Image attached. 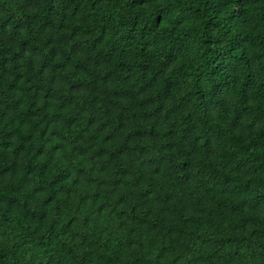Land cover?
Wrapping results in <instances>:
<instances>
[{"label": "trees", "instance_id": "16d2710c", "mask_svg": "<svg viewBox=\"0 0 264 264\" xmlns=\"http://www.w3.org/2000/svg\"><path fill=\"white\" fill-rule=\"evenodd\" d=\"M0 264H264V0H0Z\"/></svg>", "mask_w": 264, "mask_h": 264}]
</instances>
